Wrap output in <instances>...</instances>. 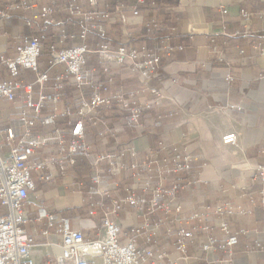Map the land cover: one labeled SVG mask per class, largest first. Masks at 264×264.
<instances>
[{
    "label": "built area",
    "instance_id": "1",
    "mask_svg": "<svg viewBox=\"0 0 264 264\" xmlns=\"http://www.w3.org/2000/svg\"><path fill=\"white\" fill-rule=\"evenodd\" d=\"M162 3L0 0V24L22 15L28 28L39 31L12 38V55L0 53L6 76L0 80V102L23 104L16 117L0 110V207L6 210L0 216V264H36L33 248L39 236L50 239L51 234L56 251L41 264H234L240 237H251L249 231L232 230L230 221L246 213L228 203L186 213L179 202L182 192L192 193L202 182L204 158L175 143L159 142L142 152L123 139L127 131L140 137L158 126L153 112L165 98L150 81L162 71V56L184 50L173 44L177 26L148 16ZM62 16L68 20L49 33ZM241 16L247 30L253 18L264 19V12L241 10ZM137 18H145L138 42L128 36L115 45L109 28ZM68 26L75 31L68 32ZM223 34L236 38L248 30L229 31L223 25ZM220 53L213 52L223 61ZM92 56L97 66L91 64ZM124 79L137 82L128 90ZM225 81L231 84L234 78L228 73ZM69 92L72 102L67 101ZM225 109L241 111L242 106L228 100ZM221 141L235 146L238 139L231 134ZM80 162L87 164L86 174L75 172ZM255 170L264 185V165ZM59 182L80 196L90 218L102 216L101 227L89 220L76 229L70 218L38 200V184L56 187ZM33 209L38 216L30 219ZM130 214L140 220L125 224ZM42 221L44 229L28 232V225ZM89 230H96V236L90 238ZM202 238L199 259L190 247ZM246 251L264 253V241L254 240ZM219 253L226 257L208 256Z\"/></svg>",
    "mask_w": 264,
    "mask_h": 264
},
{
    "label": "crops",
    "instance_id": "2",
    "mask_svg": "<svg viewBox=\"0 0 264 264\" xmlns=\"http://www.w3.org/2000/svg\"><path fill=\"white\" fill-rule=\"evenodd\" d=\"M222 9L227 10V14H222ZM241 10L264 12V0H167L165 6L148 12L150 18H162L178 27L173 44L183 46L184 50L176 51L170 57L162 56V71L150 81L152 86L162 90L165 98L153 112L158 126L140 137L127 131L123 139L142 152L157 148L159 142L175 143L204 158L206 167L202 182L192 193L182 192L179 202L186 205V213L223 203L230 204L236 211H244V216L230 221L234 232H251L250 238L240 237L239 245L233 249L234 264H264V253L248 254L246 251L254 240L264 241V185L255 170L258 165H264V19L253 18L248 34L227 38L223 34V25L229 31H247ZM67 20V16L58 17V27H50L48 32H53ZM144 21L145 18H137L131 19L127 26H111L108 32L114 44H120L128 36L138 42L144 33ZM38 27L43 29V23L38 22ZM74 31V27L68 26V32ZM38 32L24 24L22 15L5 21L0 24V53L13 54L10 44L15 36L38 35ZM218 50L223 61L213 54ZM90 61L97 66L95 57H90ZM228 73L234 78L231 84L225 81ZM5 77L0 66V80ZM136 82L124 79L123 84L130 90ZM117 85H121L120 79ZM72 97L69 92L67 101L72 102ZM228 100L242 106V110L226 111ZM22 105L21 102H0V110L4 116L16 117ZM231 134H236L237 144L223 146L222 138ZM90 142L96 144V139L91 138ZM75 172L86 174L87 164L80 162ZM64 196L70 197L72 203H66ZM36 197L51 212L70 218L76 229L91 224L89 220L101 227L102 216L90 218L81 208L80 196L68 191L63 182L55 188L38 184ZM5 214L6 210L0 207V216ZM37 216L36 209L29 210L30 219ZM121 217L126 218L124 214ZM127 219L125 224L140 220L131 214ZM44 223L28 225L27 230L34 234L35 229H44ZM87 234L93 238L96 230H89ZM55 241L53 234L50 239L39 236L32 252L36 264L50 259V254L56 251L51 245ZM204 241L203 238L197 240L190 247L194 257L203 259L201 243ZM208 256L210 259L226 257L223 253ZM198 264H203V260Z\"/></svg>",
    "mask_w": 264,
    "mask_h": 264
},
{
    "label": "rangeland",
    "instance_id": "3",
    "mask_svg": "<svg viewBox=\"0 0 264 264\" xmlns=\"http://www.w3.org/2000/svg\"><path fill=\"white\" fill-rule=\"evenodd\" d=\"M50 186H51V185H50ZM52 187L55 188V186H52ZM55 192H56V194H59V192H58L57 189L55 190ZM55 192H54V194H55ZM62 196H63V195H62ZM62 198L66 200V203H68V204H71V203H72L70 197H68V196L65 197V196H64V197H62Z\"/></svg>",
    "mask_w": 264,
    "mask_h": 264
},
{
    "label": "trees",
    "instance_id": "4",
    "mask_svg": "<svg viewBox=\"0 0 264 264\" xmlns=\"http://www.w3.org/2000/svg\"><path fill=\"white\" fill-rule=\"evenodd\" d=\"M166 2H167V0H163V6H165L166 5Z\"/></svg>",
    "mask_w": 264,
    "mask_h": 264
}]
</instances>
